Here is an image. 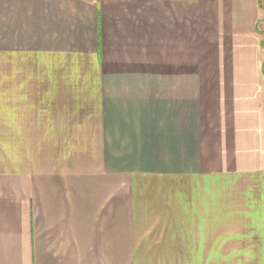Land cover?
Wrapping results in <instances>:
<instances>
[{"label":"crops","instance_id":"0c3cea01","mask_svg":"<svg viewBox=\"0 0 264 264\" xmlns=\"http://www.w3.org/2000/svg\"><path fill=\"white\" fill-rule=\"evenodd\" d=\"M263 2L0 0V264H264Z\"/></svg>","mask_w":264,"mask_h":264},{"label":"rangeland","instance_id":"374dc122","mask_svg":"<svg viewBox=\"0 0 264 264\" xmlns=\"http://www.w3.org/2000/svg\"><path fill=\"white\" fill-rule=\"evenodd\" d=\"M263 4H264V2H263ZM29 116L30 115H25V121L29 118ZM28 148H31V147H28ZM87 148H92V147L88 146ZM162 228H164L167 231L176 229V228L170 229L169 227H162ZM163 234H165V233H163ZM236 238L238 239L239 236L237 235ZM189 243L191 245V242H189ZM161 244H162V242H154L153 243V245L156 246L157 248H162ZM236 244H238V242H236ZM238 245L241 246V244H238ZM238 245H235L234 247L238 248ZM175 253H171L172 255H168V257L161 258L162 253L153 252L152 255H154V256H145V257L138 258V260L141 263L146 262V261L149 263V261H152L150 264H164L165 261H167V264H190L191 257H187V256H181L180 257L179 255L182 253H176V254ZM155 255H160V256L155 257ZM174 256H176V257H174ZM216 260H217V262H219V264H223L224 263V262H222L223 260H225V262H227V264H241V262H244V261H245V264H246V261H248L247 264H250L251 258H245V259H242L239 257L229 258V259L218 258Z\"/></svg>","mask_w":264,"mask_h":264}]
</instances>
